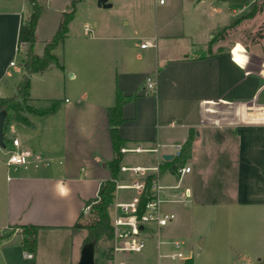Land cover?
I'll use <instances>...</instances> for the list:
<instances>
[{"label": "crops", "instance_id": "crops-1", "mask_svg": "<svg viewBox=\"0 0 264 264\" xmlns=\"http://www.w3.org/2000/svg\"><path fill=\"white\" fill-rule=\"evenodd\" d=\"M36 1L42 12L34 51L43 55L73 0ZM106 3L77 0L67 36L54 50L63 67L54 64L31 76L32 104L49 107L57 99L56 110L44 115L24 111L27 122L10 117L5 123L7 147L0 150H16L12 139L17 137L19 148L30 150L31 157L24 165L2 160L7 181L3 192L0 186V236L9 235L0 237V264L79 263L87 229L74 225L111 175L115 152L108 110L115 104L117 89L137 94L123 106L119 133L124 142L119 145L161 144L160 154L139 152L143 161L127 163L125 153L120 163L153 166L160 161L161 183L166 186L162 207L177 215L162 229V238H186L192 244L198 237L203 251L193 264H260L264 38L210 51L218 40L211 42L214 35L250 11L251 3L191 0L190 5H200L207 18L197 32L192 26L178 31L172 7H164L167 0ZM32 10L31 0H0V98L16 94L25 73L27 45L18 46V34ZM259 16L262 26L264 11ZM147 40L156 46L141 47ZM16 55H21L18 62ZM65 73H71L73 87ZM148 77L155 89L149 88ZM60 90H69L71 97L58 95ZM189 138L190 150L179 161L175 146ZM178 164L191 166V171L180 176L175 171ZM185 188L190 190L188 203L169 199ZM23 224L39 226L32 257L23 249L20 228L13 229ZM149 240L155 255L146 264H156L157 237Z\"/></svg>", "mask_w": 264, "mask_h": 264}, {"label": "trees", "instance_id": "trees-1", "mask_svg": "<svg viewBox=\"0 0 264 264\" xmlns=\"http://www.w3.org/2000/svg\"><path fill=\"white\" fill-rule=\"evenodd\" d=\"M31 1L33 4L32 13L27 22H21L18 34V46L20 47L24 44L27 45L25 60L23 62L25 73L23 74L21 81L17 85L16 94H14L13 96L0 98V109H5L8 113L11 110L12 117L22 122H27V118L23 114L24 111L44 115L47 113H52L56 110V101H53L49 107L42 108H38L29 102L32 100L30 95L31 76L33 73L42 72L54 64L60 66L61 68L63 67L59 62L58 57L54 53V50L60 43L65 40L69 30L70 22L74 18L77 4V0H73L71 2L70 8L67 11L63 12L62 19L59 23L57 31L55 32L54 36L46 42L43 55H38L34 51V45L36 42V27L42 12V7L36 0ZM220 1H230L240 4L250 2V11L241 16L242 18L254 17L258 11H264V0ZM241 17L234 19L231 24L224 27V29H228L238 24L241 20ZM261 30L263 32H258L255 36H253L252 43L257 42L260 38H264V22L261 26ZM223 37H225L223 32L219 31L216 35H214L211 42L215 41L217 38ZM136 95L137 94L125 95L122 90L117 89L115 104L108 110L110 134L115 157L110 163V178H108L101 184L97 197L90 201L95 213L94 220L86 224H82L80 220H78L74 225L75 227H84L87 229V235L85 237L84 244L93 243L94 245H96L102 237H113V226L111 224L109 215V207L113 202V199L115 198V179L119 176V165L123 158V153L119 149V144L124 142V139L120 136L119 133V126L124 119L122 113L124 104ZM17 98L22 100V103L24 104L19 102ZM191 143V138H189L187 142L182 146V155L180 157H177L179 161L186 156V154L190 150ZM150 197H152V194L148 190L141 197L140 206L143 207L145 202ZM17 227L21 230L23 249L27 252L35 253L37 250V233L39 226L33 224H23L13 226V229H16ZM7 235L9 234L1 235L0 237H6ZM187 264H193V258H190L187 261ZM260 264H264V256L262 257Z\"/></svg>", "mask_w": 264, "mask_h": 264}, {"label": "built area", "instance_id": "built-area-1", "mask_svg": "<svg viewBox=\"0 0 264 264\" xmlns=\"http://www.w3.org/2000/svg\"><path fill=\"white\" fill-rule=\"evenodd\" d=\"M165 0H159L164 3ZM86 32L89 27H85ZM156 46L154 40H147L141 47ZM14 62H12L13 64ZM148 86L155 89L156 84L148 77ZM12 144L17 147L10 151L7 159L8 164L24 165L29 162L31 152L28 149H20V140L17 137L12 139ZM161 144L157 143L153 148H145L141 144L135 146L120 145V151L125 154L128 152L154 151L160 154ZM182 155V145L175 146L174 156ZM177 174L184 175L191 171V166L176 165ZM128 173V177H123L120 173ZM160 161L153 166L140 165H119V176L115 179L116 189H133L135 195L130 200H117L112 217L113 240L111 246L112 264H140L130 261L133 253H141L145 250L148 240L156 236L158 246V262L156 264H187L192 257L186 242L181 238L164 239L161 236L162 229L173 222L177 215L174 211L164 210L162 203L165 200L163 190L165 185L161 183ZM172 187L178 188V185ZM149 188V189H148ZM150 191L152 197L148 198L143 207L140 206L141 197L146 191ZM170 200L188 203L190 190L188 188L176 190L170 194ZM92 207V203L84 206L83 212L87 213ZM29 257L33 253L28 252ZM120 256H123L122 259ZM133 262V263H132Z\"/></svg>", "mask_w": 264, "mask_h": 264}, {"label": "rangeland", "instance_id": "rangeland-1", "mask_svg": "<svg viewBox=\"0 0 264 264\" xmlns=\"http://www.w3.org/2000/svg\"><path fill=\"white\" fill-rule=\"evenodd\" d=\"M191 0H167V4H165L164 7H168L171 6L172 7V16L173 18H175V22L178 25V31H186L183 30L185 28L187 29H191V26L194 27L193 31H198L196 30V28L198 27V25H201L203 18L206 16V13L204 10H202L200 8V5L194 3L193 6H191L190 4ZM202 6V5H201ZM250 9H251V5H250ZM249 12V11H248ZM247 12V13H248ZM246 13H242L240 16H238L237 18H240L241 16H243ZM253 18V19H252ZM207 22V18L205 17V21L203 23ZM223 32V34L226 35L225 40L220 41V39L218 38V40H216V42L214 43V45L212 47H210V51L212 50H216L217 52L224 50L225 48H229L231 47L236 41H242L243 43L248 44V42H251V39L253 38V36H255L258 32H263L261 30V18L259 16V11L256 13V15L254 17H241V20L239 21L238 24L228 28V29H224L221 28V30ZM250 31H253L255 33H249ZM241 43H237L235 46H241ZM234 46V47H235ZM255 49L259 50L260 49V45H256ZM21 55H16L14 60L16 62L19 61ZM12 71H14L12 69ZM66 74V73H65ZM66 77H68V82H74L72 81L73 79H71V73L66 74ZM70 77V78H69ZM16 79V76L15 78ZM71 87H73V83L71 84ZM70 88V87H69ZM58 95L63 96L64 97H71L69 90L65 93V91L60 90ZM59 96V97H60ZM18 99V98H17ZM19 102L22 103V100L18 99ZM53 101H57V99L52 100ZM31 104L32 102L29 101ZM24 104V103H22ZM12 117V111L10 110L8 115H7V119L6 122L8 121V119ZM7 141V139H6ZM7 147V146H6ZM5 147V148H6ZM10 146H8L9 148ZM10 152H8V149L0 150V160L2 163V160L8 159ZM143 155L139 154V153H135V152H128L126 153V157H127V163H131V162H141ZM0 163V164H1ZM2 166H0V186L2 187V192L4 191V187L6 185V181H7V176H6V167L3 165V163L1 164ZM135 191L133 189H116L115 190V198L113 199V202L111 203L110 207H109V215H110V219H111V224H112V217L114 214V207H115V203L118 200V197H121V199H130L133 195ZM95 218V213L93 208L91 207V209L89 210L88 213L84 214V217L82 218L81 222L82 224H86V223H90L94 220ZM183 238V237H182ZM185 241L187 242V244L190 246V254H191V258H194L195 262L197 260H199L201 252L203 251V249L201 248V246L197 243V239L198 237H195L192 241V244H190L189 240H187L186 238ZM199 239H201V237H199ZM114 240L113 238H107V237H102L97 244L95 245V261L96 264H112L111 262V246L113 245ZM151 240H148L147 246L145 248V250L141 253H133L131 255L130 261H135L134 263H140V264H146L148 262H152L153 258H154V252L155 249L152 248V244ZM133 263V262H132Z\"/></svg>", "mask_w": 264, "mask_h": 264}, {"label": "water", "instance_id": "water-1", "mask_svg": "<svg viewBox=\"0 0 264 264\" xmlns=\"http://www.w3.org/2000/svg\"><path fill=\"white\" fill-rule=\"evenodd\" d=\"M107 0H98V4L106 5ZM261 74L264 75V62ZM8 112L5 109H0V147L5 148L7 146L5 138V123ZM168 156H166L167 158ZM78 264H96L95 261V245L93 243L84 244L81 252V258Z\"/></svg>", "mask_w": 264, "mask_h": 264}]
</instances>
